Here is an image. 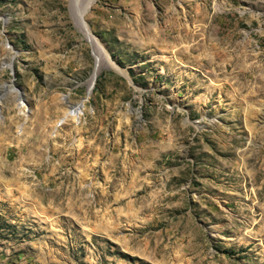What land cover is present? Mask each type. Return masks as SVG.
Returning <instances> with one entry per match:
<instances>
[{
    "label": "rangeland",
    "instance_id": "1",
    "mask_svg": "<svg viewBox=\"0 0 264 264\" xmlns=\"http://www.w3.org/2000/svg\"><path fill=\"white\" fill-rule=\"evenodd\" d=\"M0 264H264V0H0Z\"/></svg>",
    "mask_w": 264,
    "mask_h": 264
},
{
    "label": "bare ground",
    "instance_id": "2",
    "mask_svg": "<svg viewBox=\"0 0 264 264\" xmlns=\"http://www.w3.org/2000/svg\"><path fill=\"white\" fill-rule=\"evenodd\" d=\"M93 1H94V0H83L84 5L91 4ZM79 25H80V27H81L82 29L85 30L86 34L89 35L88 25H87V23L85 22L84 13L81 14V15L79 16ZM89 36H90V35H89ZM96 47H98V46H96ZM96 52H97V50H96ZM98 52H99L98 55H100V58L102 59V53H101V51L99 50ZM80 106H81V105L77 106V109H79ZM77 109H76V110H77Z\"/></svg>",
    "mask_w": 264,
    "mask_h": 264
},
{
    "label": "water",
    "instance_id": "3",
    "mask_svg": "<svg viewBox=\"0 0 264 264\" xmlns=\"http://www.w3.org/2000/svg\"><path fill=\"white\" fill-rule=\"evenodd\" d=\"M95 74H96V72H94V74H93V78L95 77ZM77 106H79V102L73 104V106L71 107V109H72V110H73V109L75 110V109L77 108Z\"/></svg>",
    "mask_w": 264,
    "mask_h": 264
}]
</instances>
